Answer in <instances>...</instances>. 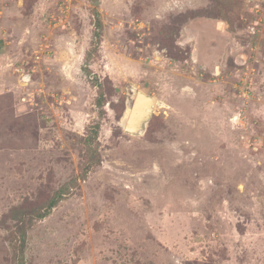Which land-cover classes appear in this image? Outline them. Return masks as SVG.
Returning <instances> with one entry per match:
<instances>
[{
	"label": "rangeland",
	"instance_id": "374dc122",
	"mask_svg": "<svg viewBox=\"0 0 264 264\" xmlns=\"http://www.w3.org/2000/svg\"><path fill=\"white\" fill-rule=\"evenodd\" d=\"M92 9L0 0V264H264V0H100L95 46Z\"/></svg>",
	"mask_w": 264,
	"mask_h": 264
},
{
	"label": "trees",
	"instance_id": "16d2710c",
	"mask_svg": "<svg viewBox=\"0 0 264 264\" xmlns=\"http://www.w3.org/2000/svg\"><path fill=\"white\" fill-rule=\"evenodd\" d=\"M91 4L93 5V15H94V26L95 30L93 33L94 40L92 41L94 46L98 44V42L101 40V27H102V21L100 19V12L98 9V5L100 3V0H90ZM96 42V43H95ZM92 49L87 52V55H92ZM96 81H98L96 79ZM100 94L97 98V103L101 106L103 101V93L101 89H99ZM100 129V124L95 123L89 129L87 130V133L84 135L86 140L90 141L93 138H98V132ZM87 155H86V161L84 162V166L81 172V176L83 179L86 178L88 172L94 168V166L100 164L101 162V155L97 148H87ZM69 193V188L66 185L61 186L58 188L53 196H51L45 203L42 205V207H34V208H28L25 205H17L15 206L11 211V216L14 218L17 222V228H16V236L20 241L21 246L23 247L26 244V237H27V231L30 226V224L37 220V219H43L46 216H48L52 209L62 200L66 194ZM21 255V260L19 259V264H25L23 261V255Z\"/></svg>",
	"mask_w": 264,
	"mask_h": 264
},
{
	"label": "water",
	"instance_id": "95a60500",
	"mask_svg": "<svg viewBox=\"0 0 264 264\" xmlns=\"http://www.w3.org/2000/svg\"><path fill=\"white\" fill-rule=\"evenodd\" d=\"M130 103L125 115V130L132 135L136 134L139 128V119L146 118L143 126V133L146 130L147 123L151 120L155 108L159 107V100L150 94L138 90L136 87L129 89Z\"/></svg>",
	"mask_w": 264,
	"mask_h": 264
},
{
	"label": "bare ground",
	"instance_id": "6f19581e",
	"mask_svg": "<svg viewBox=\"0 0 264 264\" xmlns=\"http://www.w3.org/2000/svg\"><path fill=\"white\" fill-rule=\"evenodd\" d=\"M145 119H146V118H140V119H139V126H140V127H141V120H145ZM144 123H145V122H144ZM144 123H142L143 126H144ZM140 130H141V128L138 129V131L141 132V131L143 130V128H142L141 131H140ZM138 131H137V133H139Z\"/></svg>",
	"mask_w": 264,
	"mask_h": 264
}]
</instances>
